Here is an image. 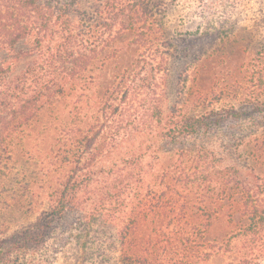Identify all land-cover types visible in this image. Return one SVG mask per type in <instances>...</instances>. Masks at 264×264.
<instances>
[{
  "label": "trees",
  "instance_id": "16d2710c",
  "mask_svg": "<svg viewBox=\"0 0 264 264\" xmlns=\"http://www.w3.org/2000/svg\"><path fill=\"white\" fill-rule=\"evenodd\" d=\"M0 264H264V0H0Z\"/></svg>",
  "mask_w": 264,
  "mask_h": 264
}]
</instances>
